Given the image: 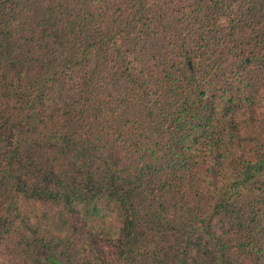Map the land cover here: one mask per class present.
<instances>
[{
  "label": "trees",
  "instance_id": "trees-1",
  "mask_svg": "<svg viewBox=\"0 0 264 264\" xmlns=\"http://www.w3.org/2000/svg\"><path fill=\"white\" fill-rule=\"evenodd\" d=\"M0 264H264V0H0Z\"/></svg>",
  "mask_w": 264,
  "mask_h": 264
}]
</instances>
